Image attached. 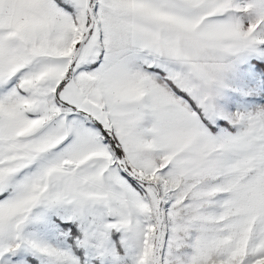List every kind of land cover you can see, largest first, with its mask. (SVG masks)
<instances>
[{
  "label": "snow or ice",
  "instance_id": "6c2138e0",
  "mask_svg": "<svg viewBox=\"0 0 264 264\" xmlns=\"http://www.w3.org/2000/svg\"><path fill=\"white\" fill-rule=\"evenodd\" d=\"M0 264H264V0H0Z\"/></svg>",
  "mask_w": 264,
  "mask_h": 264
}]
</instances>
